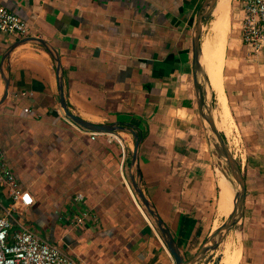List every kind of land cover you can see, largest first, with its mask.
Wrapping results in <instances>:
<instances>
[{
    "label": "crops",
    "instance_id": "0c3cea01",
    "mask_svg": "<svg viewBox=\"0 0 264 264\" xmlns=\"http://www.w3.org/2000/svg\"><path fill=\"white\" fill-rule=\"evenodd\" d=\"M202 1L0 0L28 22L31 35L56 49L72 113L131 127L141 138L142 191L185 259L228 216L217 213L220 181L233 190L232 203L234 193L228 167L208 141L193 86L191 30ZM228 3L221 69L232 122L227 133L217 125V94L206 74L216 127L240 167L246 191L240 222L211 259L219 254L222 264L228 240L237 247L233 264H264V46L255 52L242 42V13ZM201 38L202 32L200 44ZM15 39L0 31V97L2 55ZM3 66L8 96L0 105V151L19 186L34 199L13 210L12 229L27 226L75 264H174L131 186L133 135L116 131L91 138L68 119L59 105L53 59L42 46H16ZM78 193L90 215L75 227L67 218L77 207ZM10 201L0 184V215Z\"/></svg>",
    "mask_w": 264,
    "mask_h": 264
},
{
    "label": "water",
    "instance_id": "95a60500",
    "mask_svg": "<svg viewBox=\"0 0 264 264\" xmlns=\"http://www.w3.org/2000/svg\"><path fill=\"white\" fill-rule=\"evenodd\" d=\"M216 4L217 0H203L195 16V22L191 30V70L197 108L199 115L205 124L208 141L217 156L227 165L229 175L234 183L233 203L228 216L206 236L198 249L187 259L184 258L183 253L178 248V245L172 237L168 226L159 215L154 203L142 191L141 174L139 172L138 165V150L141 138L137 135L136 131L131 127L122 126L117 122L95 123L87 121L78 115H75L67 108L62 90V67L59 56L53 45L44 38L35 35H28L15 39L8 45L1 59V75L4 86L0 97V105L5 102L8 96V74L3 68L4 60L8 58L13 48L20 44L31 42L45 48L53 59L59 105L63 114L68 119L93 132L115 133L116 131H128L133 135L134 144L130 150V160L128 165L131 186L138 200L143 205L155 227L162 236L166 248L174 260V264H199L201 261L204 263L209 260H211V264H220L221 255H215L214 258L211 259L212 253L223 240L227 231L240 222L244 210V198L246 191L245 181L235 157L231 153L216 127L212 112V97L209 90L208 77L202 62L200 36L203 22L213 13Z\"/></svg>",
    "mask_w": 264,
    "mask_h": 264
},
{
    "label": "built area",
    "instance_id": "2783aa9c",
    "mask_svg": "<svg viewBox=\"0 0 264 264\" xmlns=\"http://www.w3.org/2000/svg\"><path fill=\"white\" fill-rule=\"evenodd\" d=\"M239 9L242 13L241 40L257 52L264 46V0H240ZM0 31L17 39L31 35L28 22L1 3ZM23 112L31 113V109L24 107ZM85 131H89L91 138L99 134L87 129ZM0 184L8 189L11 198L4 214L0 215V264H75L58 245L41 238L27 226L19 224L16 229H12L13 210L30 206L34 199L27 189L19 186L1 151ZM74 200L77 202V207L67 220L70 225L76 227L83 225L90 211L81 193L75 195Z\"/></svg>",
    "mask_w": 264,
    "mask_h": 264
},
{
    "label": "bare ground",
    "instance_id": "6f19581e",
    "mask_svg": "<svg viewBox=\"0 0 264 264\" xmlns=\"http://www.w3.org/2000/svg\"><path fill=\"white\" fill-rule=\"evenodd\" d=\"M228 2L229 0H218L217 1L214 13L211 19L209 20L207 27L205 26L206 27L205 32H203L204 35L201 38L203 64L205 65L204 67L206 68V71H207L206 73L208 74L209 81L214 89L213 91H215V93L217 94L218 102L216 106L214 105L216 107L215 116L217 120V125L222 130L224 129L226 133L229 132L230 124L232 122L229 123V120H228L229 117H228L227 109H226L227 104L225 105V102H224L225 98H223V94H222L221 69H222V63H223L224 45L226 44L225 39H226L227 29H228V4H229ZM224 181L223 180L220 181L221 198H220L219 207L217 210L218 217L224 216L226 214L228 215V213L231 210V206H232V191L233 190L230 189L225 184ZM234 244H232L231 242H228V240H227V243H225L223 254H222L223 255L222 264H233L234 263L236 255H237V250H236L237 247H235Z\"/></svg>",
    "mask_w": 264,
    "mask_h": 264
},
{
    "label": "rangeland",
    "instance_id": "374dc122",
    "mask_svg": "<svg viewBox=\"0 0 264 264\" xmlns=\"http://www.w3.org/2000/svg\"><path fill=\"white\" fill-rule=\"evenodd\" d=\"M230 3H231V7H232V9H233V10L235 9L236 11H238V9L240 8V0H230ZM236 16L239 17V12H236ZM208 20H209V19H206V20H204V22H203V24H204V25H203V30H204V31L202 30V36L204 35L203 32H205V28L207 27ZM238 23H239V22H237V21L235 22L236 25H238ZM205 26H206V27H205ZM139 203H140V201H139ZM140 206H141V208L143 209V211L145 212V214L148 215V213L146 212L145 208L143 207V205H142L141 203H140ZM148 218L151 219L149 215H148ZM207 262H209V261H206L205 264H207ZM202 263H203V261H201V263H199V264H202ZM203 264H204V263H203Z\"/></svg>",
    "mask_w": 264,
    "mask_h": 264
}]
</instances>
